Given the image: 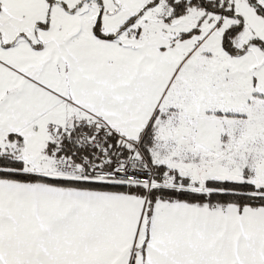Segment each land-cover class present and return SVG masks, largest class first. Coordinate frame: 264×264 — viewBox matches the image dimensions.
Instances as JSON below:
<instances>
[{
	"label": "snow or ice",
	"instance_id": "6c2138e0",
	"mask_svg": "<svg viewBox=\"0 0 264 264\" xmlns=\"http://www.w3.org/2000/svg\"><path fill=\"white\" fill-rule=\"evenodd\" d=\"M0 264H264V0H0Z\"/></svg>",
	"mask_w": 264,
	"mask_h": 264
}]
</instances>
